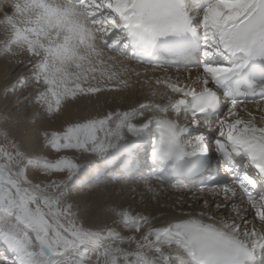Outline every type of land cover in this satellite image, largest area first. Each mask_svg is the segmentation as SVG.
<instances>
[{
  "label": "snow or ice",
  "instance_id": "1",
  "mask_svg": "<svg viewBox=\"0 0 264 264\" xmlns=\"http://www.w3.org/2000/svg\"><path fill=\"white\" fill-rule=\"evenodd\" d=\"M14 9L15 15L0 19L3 52L10 61L31 66L44 119L61 120V130L42 131L44 148L112 159L126 147L121 141L127 134L140 139L158 133L150 156L165 167L145 180L146 192L155 193L152 179L163 183L166 169L209 154L204 137L188 140L189 126L177 119L181 111L187 107L191 123L199 126L197 115L219 111L223 96L230 107L218 120L215 151L229 164L230 182L216 187L224 200L239 190L260 227L237 223L236 217L229 223L210 216L206 223L203 213L154 224L146 215L113 208L121 225L138 237L87 228L67 199L65 181L34 182L28 175L32 169L71 179L79 164L66 156L50 162L6 136L8 143L0 147V243L12 258L0 264H254L257 252L264 253V195L257 194L264 190V100L256 102L258 120L234 93L250 85L257 71L264 74V0L194 5L189 0H18ZM162 50L202 55L193 84L171 78L143 82L163 85L175 98L167 96L165 104L139 102L130 111L77 114L83 100L132 86L128 77L141 73L125 61L151 63Z\"/></svg>",
  "mask_w": 264,
  "mask_h": 264
},
{
  "label": "bare ground",
  "instance_id": "2",
  "mask_svg": "<svg viewBox=\"0 0 264 264\" xmlns=\"http://www.w3.org/2000/svg\"><path fill=\"white\" fill-rule=\"evenodd\" d=\"M17 2L18 0H3L0 4V19H3L5 16L15 15L14 4ZM0 36H3L2 25H0ZM1 41H3V39H1L0 42ZM3 56V61H0V76L3 72L4 78L1 79L0 77V85L1 87L9 89H15L18 87L20 92L16 94V98L14 97L12 99L16 102L18 99H21L17 106L24 107L31 102L37 92V89L33 86V89L28 90L27 97L25 96L26 94L23 93L26 90H24V83H28L27 80L30 73L32 76V69L28 70L31 66L27 63H16L14 59L10 61L4 53ZM4 63H8L9 65L5 66ZM125 64L130 69H134L141 73L139 77H136L134 74L128 77L132 86L125 91H105L97 94L96 97L83 100L77 105L76 111L78 115L96 116L103 115L112 110L130 111L132 108L137 107L139 102L151 101L157 104H165L167 102V96L174 97V94L163 85L157 86L154 83H143L145 80L154 82L157 78H171L173 82L178 81L183 85L193 84L198 75V71L185 72L174 67L171 69H155L148 66L138 65L131 60L125 61ZM190 76L191 79L189 78ZM19 83L23 85L20 86ZM153 92H155L156 95H153ZM243 107L252 111L253 115H256L259 120L260 117L257 112L258 104H245ZM37 114V110L32 111L31 114H25L23 118L24 123L20 126L21 128L17 132L18 134L16 137H19V145L21 148L28 149L32 152L37 151L38 153H43L46 157H53L55 154L42 147L43 141H41L42 139L40 138L43 130H61V120H45L43 117L40 119L38 126L32 125V127H30V123L35 117H37ZM244 116L246 117V113H244ZM177 119L182 127L185 125L189 126L188 140H194L195 138L202 136L209 144V151H211L212 148H215V140L219 138L218 123L212 125L211 128H208L209 126L206 127L204 122H200L199 126L194 125L191 123V117L187 116L184 109L181 111ZM222 119H224V117L220 118V120ZM134 122L139 123L140 121L137 120ZM149 138L150 136H146L138 139L127 134L125 141H121L122 144L126 145L123 150L130 147L141 146L145 144ZM122 151L120 153H122ZM84 154L86 155H83L84 160H91L90 162L95 160L96 155ZM79 155L80 154L72 153L71 156L77 158ZM118 155L115 158H117ZM113 159L114 158L103 159L99 157V163L97 165L93 166V163L90 167L85 166L78 172V174H76V176H78L77 181L81 178L90 181L89 177L97 174V171H99L98 168H101L103 165L111 164ZM149 178L151 177L147 176L143 179L133 177L132 181L114 182L113 185H105V187L101 188L100 186L103 185V182L102 178L99 177L96 179L94 185L84 189L92 190L89 194L86 191H84V194L76 193L75 198L71 202L78 204V207L82 208L80 215L87 228L93 230L113 228L112 226L114 223H117L119 224L120 229L114 227V230L123 237L133 235L138 237L139 233L126 230L119 222V217L114 215L112 211L113 208L129 210L136 215H146L149 219L153 220L154 224H159L161 220L165 218L186 217L187 215L200 216V214L203 213L202 219L206 223L212 222L208 219L210 216L213 217V221L227 220L229 223L232 222L233 217H236L237 223L247 221V226L256 223L257 228L260 227L258 220L254 217V210L251 209L247 203H242L240 201L239 190H237L238 195L236 197L224 200L223 196L218 194L219 190L199 191L193 187L174 189L170 185H161L155 180H151V183L156 186V192L148 193L145 190V180ZM135 179L136 181H133ZM74 180H72V182ZM217 204H220L219 208H217ZM237 212H239V216H237ZM241 217H243L244 220H241ZM105 242L110 243L111 241L106 238ZM122 247L129 248L134 247V245L130 246L124 244ZM11 258L12 254L2 243H0V261L7 262L10 261ZM91 259H95V254Z\"/></svg>",
  "mask_w": 264,
  "mask_h": 264
},
{
  "label": "rangeland",
  "instance_id": "3",
  "mask_svg": "<svg viewBox=\"0 0 264 264\" xmlns=\"http://www.w3.org/2000/svg\"><path fill=\"white\" fill-rule=\"evenodd\" d=\"M1 39H3V36H0V40ZM3 53H4L3 52V41H1L0 42V61L1 60L3 61V58H4ZM4 64H5V66L9 65L8 63H4ZM30 69H32V68L30 67L28 70H30ZM0 77H1V79L4 78L3 72L1 73ZM31 77L32 76L30 73L29 78L27 80L28 81L27 86L26 87L24 86V90L25 89L26 90L25 91L23 90L24 92L22 91L24 94H26L25 95L26 97L28 96V94H27L28 90L33 89L32 87L34 86ZM22 85L23 84H20V86H22ZM19 92L20 91L18 90V87H16L15 89H9V88L1 87V85H0V147H4L8 143V141L5 139L6 136H8L9 138L14 137L16 139L17 143L19 144V142H20L19 137L17 138L16 135L18 134L17 132L21 128L20 126L23 125V123H24L23 118H24L26 113L31 114V112L34 110H37V112H38L37 117H35L34 120L30 123V127H32V125L38 126V124L40 123V119L44 117L43 109L39 105L36 104L35 96L31 100V102L29 104L25 105L24 107L17 106L18 102H20L21 99H18V101L16 102L12 98H14V97L16 98L17 97L16 94H18ZM40 139H42V136ZM41 141H43V140H41ZM22 149L25 152H28L30 154L31 153H38L37 151L32 152V151L25 149V148H22ZM44 149H46V148H44ZM48 150H50V149H48ZM50 151L53 154H55V156H53V157L47 156V159L50 162H55V160L57 158H59L61 156H66L69 159H72L79 164V171L82 168H84L85 166L90 167V165H92L93 163H94L93 166L97 165L99 163V160H98L99 157L98 156L97 157L95 156V160L90 162L91 160L90 161L84 160V157H83V155H85L84 153L76 152L74 150L73 151H66V153L61 152L59 154L55 153L52 150H50ZM72 153L73 154L77 153L80 155L77 158L76 157L74 158L71 156ZM81 156H82V158H81ZM78 172H77V174H78ZM28 175H29V178L32 179L34 182L50 183L53 180L65 181L66 191L68 193L67 199L69 202H71L75 198L76 193H83L84 194L85 193L84 191H86L89 194L92 190L90 191L89 189L88 190H84V189L86 187H90V186L94 185V183L88 184L84 188H79V189L75 190L74 183L76 182L75 181L76 178H78V176H76V175H74L71 179H67L66 173H49L48 175H44L42 172L34 171L32 169L28 170ZM74 177H75V180H74ZM72 180H74V181L72 182ZM133 181H136V180H133ZM102 182H103V185L100 186L101 188L105 187V185L110 186V185L114 184L111 181H109L107 178H106L105 182L103 180H102ZM72 204H73V211L78 215L80 221L86 227L85 222L80 215V213L82 212L81 211L82 208L78 207V204H76V203H72ZM112 227L113 228H111V229H114V227L116 229H120L119 224H117V223L116 224L114 223V225Z\"/></svg>",
  "mask_w": 264,
  "mask_h": 264
}]
</instances>
